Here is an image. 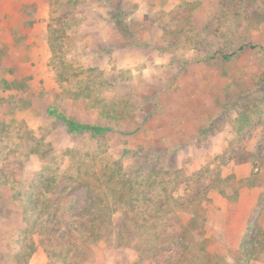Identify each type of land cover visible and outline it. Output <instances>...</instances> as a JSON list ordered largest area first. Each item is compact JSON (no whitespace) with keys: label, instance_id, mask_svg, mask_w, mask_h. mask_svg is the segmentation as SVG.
Returning <instances> with one entry per match:
<instances>
[{"label":"rangeland","instance_id":"rangeland-1","mask_svg":"<svg viewBox=\"0 0 264 264\" xmlns=\"http://www.w3.org/2000/svg\"><path fill=\"white\" fill-rule=\"evenodd\" d=\"M0 264H264V0H0Z\"/></svg>","mask_w":264,"mask_h":264},{"label":"trees","instance_id":"trees-1","mask_svg":"<svg viewBox=\"0 0 264 264\" xmlns=\"http://www.w3.org/2000/svg\"><path fill=\"white\" fill-rule=\"evenodd\" d=\"M47 113L49 115L54 116L57 120L61 121L67 130L71 133L81 134V133H90V134H102L106 131V127L100 126L93 123H85V122H78L68 115H66L63 111L58 109L55 105H48L47 106Z\"/></svg>","mask_w":264,"mask_h":264}]
</instances>
